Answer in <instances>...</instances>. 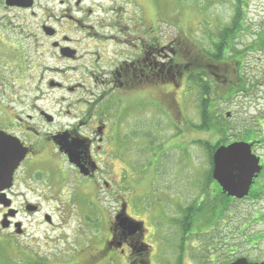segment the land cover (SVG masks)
Instances as JSON below:
<instances>
[{
  "label": "rangeland",
  "instance_id": "1",
  "mask_svg": "<svg viewBox=\"0 0 264 264\" xmlns=\"http://www.w3.org/2000/svg\"><path fill=\"white\" fill-rule=\"evenodd\" d=\"M70 1L74 3V0ZM245 1L246 30L235 39V51H247L242 76L246 90L245 84L239 82L236 91L242 92L236 93L230 101L220 102L222 116L226 118V115L230 114L225 121L229 128L227 135L220 137L191 127L200 122L198 103L196 96L187 90L183 78L177 79L175 95L177 137L173 138V130L167 118L152 109L141 108L139 112L134 110L128 121L129 126H120L122 137L119 140L124 136L128 146L119 149L112 161V169L117 175L115 181L110 175L105 176L110 183V192H105L103 186L102 190L94 195L92 189L80 186V179L75 171L63 158L59 159L50 152L42 162L24 164L19 169L18 182L23 184V191L25 184L30 186L28 189L35 191L29 194L28 198L41 205L42 213L36 216L21 215L26 234L20 236L15 230L1 228L3 208L0 206V264H112L111 260L115 256L102 253L105 243L110 239V222L120 209V204L115 203L111 195H128L130 190L120 192L121 186L126 184L132 188V217H150L157 233L164 235L166 242H177V246H171L169 249L165 247L167 258L172 260L174 254L177 259L180 258L182 231L178 224L176 227L174 221H179L184 211L194 204L196 193L211 170L207 152L201 143L209 142L215 145L221 140L239 142L243 131L256 127L257 119L264 120V52L255 47L259 38L256 36L264 29V0ZM85 3V7L92 8L96 13L88 23L95 26L97 32L102 35H117L118 31L113 28L114 25L133 30L134 37L144 35L145 31L155 27L163 42L177 39L179 46L184 45V49L186 46L190 47L201 55L202 46L208 49L209 39H216L215 35L220 28L231 24L236 9L235 0H85ZM101 7L108 15L102 16L103 12L99 9ZM6 16L12 20L13 29L17 31L12 34L19 35L28 31L35 33L37 26L42 23V19L38 17L32 20L25 13L16 11ZM101 21H104L106 27H97L96 23ZM110 26L112 28H107ZM71 29L65 31V34L82 37L76 29ZM18 41L23 42V50L17 45ZM29 47L32 49L34 46L30 41H26L25 36L22 39L8 37L0 29V123L5 119V115L10 113L9 107L15 106L20 98L34 100L37 96V90L32 88L28 80L18 79L26 68L22 60L18 61L21 55L30 58L35 56L27 54ZM37 58L39 72L42 66L46 65L69 70L66 76L73 79L81 77L80 64L58 63L49 56L40 59L38 55ZM186 59V53L181 55L180 51L177 64H184ZM72 67L77 70H72ZM12 70L14 74L11 75ZM236 74L237 70H233L228 82L235 79ZM218 81L213 77L214 84L219 86L218 91L225 92L230 88L227 85H219ZM45 93L47 108L49 107L51 112L57 113L65 108V105L58 103L64 96L62 93L47 92L46 89ZM164 93L166 95L161 96V91H151L155 99L162 97V105L168 109L166 112L174 117L171 108L173 92L165 90ZM15 110L21 113L20 108ZM143 115L153 120L152 125L160 122L164 126L159 141L160 147L163 144V148H146L147 142L156 143L157 138L152 136L147 139L137 132L136 127L142 122ZM262 155L264 156V152ZM22 205L23 201H16L15 209H21ZM258 208L264 209V201L254 205L250 201L236 203L232 206V211L242 213ZM44 213L53 214V226L44 221ZM191 233L187 232L186 241L189 246L192 241L201 246L203 239L190 237ZM188 253L189 251H186L185 254L187 260L183 258L184 264H190Z\"/></svg>",
  "mask_w": 264,
  "mask_h": 264
},
{
  "label": "flooded vegetation",
  "instance_id": "2",
  "mask_svg": "<svg viewBox=\"0 0 264 264\" xmlns=\"http://www.w3.org/2000/svg\"><path fill=\"white\" fill-rule=\"evenodd\" d=\"M85 6V0H74V3L70 0H34L33 7L25 9L9 6L7 0H0V29L8 37L22 39L25 36L26 41L34 46L33 50L28 48L27 54L35 56L30 58L21 55L18 60H22L26 67L18 79L28 80L32 88L37 90L34 100L20 98L15 106L9 107L10 113L0 123V131L18 139L29 149V155L20 167L35 161L42 162L50 152L59 159L63 158L75 171L80 186L92 189L94 195H97L103 186L105 192L111 191L105 176L110 175L112 180L117 176L112 169V161L119 149L128 146L124 136L119 140L122 137L120 126H129L128 121L134 110L139 112L143 108L159 112L167 118L173 130V138L177 137V39L165 43L158 32L150 29L144 35L134 37L133 30L120 25L113 26L118 31L117 35H102L95 26L88 23L96 15L95 11ZM99 9L103 12L102 16L108 15L102 7ZM12 11L25 13L32 20L37 17L42 19V23L37 26L38 31L12 34L17 31L13 29L12 20L6 16ZM96 24L100 28L106 27L104 21ZM71 28L76 29L82 37L65 34ZM256 37H264V29ZM17 45L23 50L22 41H18ZM38 55L40 59L49 56L58 63L80 64L81 77L73 79L66 76L69 70L46 65L39 72ZM72 70L76 71L77 68L72 67ZM45 89L47 92L62 93L64 96L58 103L65 105V108L57 113L51 112L44 98L47 96ZM152 90L154 93L161 91V96L166 95L165 90L173 92L171 108L174 117L166 112L168 109L162 105V97L155 99ZM15 108H20L21 113H17ZM152 124L153 120L143 115L136 130L147 139L152 136L157 138L156 143L147 142L148 150L163 148L159 141L164 126L160 122ZM239 142L251 146L261 168L253 180L249 195L242 200L229 197L212 176L213 182L209 184L207 194L203 195L200 187L191 207L192 213L194 211V224L197 223L196 213L201 208L205 209L204 212L214 209V219L204 230H198L194 225L190 237L202 238L203 243L199 246L192 241L189 246L186 235L185 241L180 242L179 250L182 254L178 259L175 254L172 260L167 258L166 248L177 246V242H166L164 235L157 233L150 217H132L130 204L133 195L129 185L120 188V192L130 190L125 197L121 193L112 194L113 201L120 204V209L109 225L110 239L105 243L111 256H115L111 260L112 264H184L187 260L186 251H189L190 264H231L239 259H246L253 264L263 263L264 209L239 213L232 211V206L246 201L253 205L264 201V120L257 119L256 127L243 131ZM61 146L65 149L68 146L75 151L78 165L70 163ZM19 169L14 176V186L6 195L13 209L18 200L23 201V205L21 209H15V218H9L11 223L7 230H15V225L22 223L21 236H24L26 228L21 215L36 216L42 213V207L28 198L29 194L35 192L28 189L29 185L25 184L22 190L23 184L18 182ZM28 206H36L37 210L28 213ZM8 211L3 209L2 217ZM123 211L131 220L140 224V230L131 232L120 225L117 218ZM47 216L51 218L50 224L46 220ZM43 218L50 226L54 225L53 214L44 213ZM174 223L177 227V219Z\"/></svg>",
  "mask_w": 264,
  "mask_h": 264
},
{
  "label": "trees",
  "instance_id": "3",
  "mask_svg": "<svg viewBox=\"0 0 264 264\" xmlns=\"http://www.w3.org/2000/svg\"><path fill=\"white\" fill-rule=\"evenodd\" d=\"M235 1L236 9L231 24L220 28L221 30L215 35L216 39H209L210 47L208 49L202 46V55L195 50L190 49V47L186 46V49H184V45H182V48V46H179V42H177V55H179L181 51V55H185L186 53V56L188 57V59L185 60L186 62L184 61V64H177V79L182 80L184 78V81L187 84V90L189 93L196 96L198 103L200 122L196 126L191 125V127L197 131L209 132L220 137H225L229 132V128L225 122L228 118L222 116L220 102L230 101L236 93L242 92V90L236 91V85L239 82L245 84L244 89L246 90V83L242 76L244 70V58L246 57L247 51L236 52L235 39L246 30L244 24V11L247 2L245 0ZM150 31L157 32L158 29L152 27L150 28ZM255 47L259 51H264V37L258 38ZM233 70H237L236 77L228 82V78L233 74ZM213 77H216L219 80V85H227L230 88L225 92L218 91L219 86L214 84ZM228 143L229 142L222 140L215 145L209 142L201 143L207 152L209 163L211 165V170L207 173L204 184L202 185L203 190L201 193L203 195L207 194L206 192H208L209 184L213 182V155L217 148L222 144L224 145ZM192 209V207L186 209L183 213V217L177 221V224L182 231L181 242L185 241L187 232H191L194 225L197 226L198 230H204L210 226L214 219V209L212 211L204 212L205 209L201 208L196 213L197 223L194 224L192 218L194 211L192 213ZM102 253L104 255L112 254L108 251V247L106 246H104Z\"/></svg>",
  "mask_w": 264,
  "mask_h": 264
},
{
  "label": "water",
  "instance_id": "4",
  "mask_svg": "<svg viewBox=\"0 0 264 264\" xmlns=\"http://www.w3.org/2000/svg\"><path fill=\"white\" fill-rule=\"evenodd\" d=\"M34 0H7L9 6H16L25 9L33 7ZM52 35V34H51ZM67 51V50H66ZM69 51V50H68ZM229 116V115H228ZM0 206L8 209V213L3 216L1 228L6 230L10 227L9 218H15L17 211L12 207V202L7 198L6 192L14 186V176L21 164L29 155V149L25 148L21 142L4 132L0 131ZM62 147V146H61ZM66 152L72 164L77 163V156L71 148H61ZM259 159L252 153L251 146L243 142H235L228 146L219 147L213 156V179L229 197L242 200L249 195L253 180L260 172ZM36 206H28L27 212L33 213ZM51 218L46 217L48 223ZM120 225L126 227L131 232L140 230V224L131 220L123 211L117 218ZM17 235H22V224L15 225ZM231 264H253L246 259H239ZM260 264H264L260 263Z\"/></svg>",
  "mask_w": 264,
  "mask_h": 264
},
{
  "label": "snow or ice",
  "instance_id": "5",
  "mask_svg": "<svg viewBox=\"0 0 264 264\" xmlns=\"http://www.w3.org/2000/svg\"><path fill=\"white\" fill-rule=\"evenodd\" d=\"M3 148V145H0V149H2Z\"/></svg>",
  "mask_w": 264,
  "mask_h": 264
}]
</instances>
